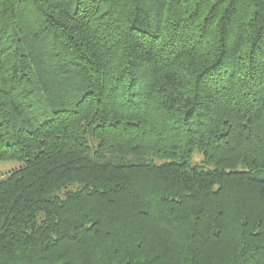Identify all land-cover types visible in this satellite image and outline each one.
I'll list each match as a JSON object with an SVG mask.
<instances>
[{"label": "trees", "instance_id": "16d2710c", "mask_svg": "<svg viewBox=\"0 0 264 264\" xmlns=\"http://www.w3.org/2000/svg\"><path fill=\"white\" fill-rule=\"evenodd\" d=\"M0 264H264V0H0Z\"/></svg>", "mask_w": 264, "mask_h": 264}, {"label": "rangeland", "instance_id": "374dc122", "mask_svg": "<svg viewBox=\"0 0 264 264\" xmlns=\"http://www.w3.org/2000/svg\"><path fill=\"white\" fill-rule=\"evenodd\" d=\"M18 165L16 161H4L0 162V174H4L6 171L15 168Z\"/></svg>", "mask_w": 264, "mask_h": 264}]
</instances>
